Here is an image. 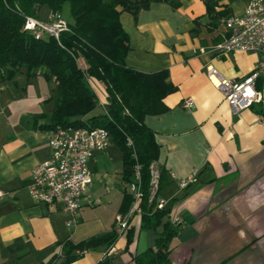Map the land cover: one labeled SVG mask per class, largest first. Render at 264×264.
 Listing matches in <instances>:
<instances>
[{
	"label": "crops",
	"instance_id": "1",
	"mask_svg": "<svg viewBox=\"0 0 264 264\" xmlns=\"http://www.w3.org/2000/svg\"><path fill=\"white\" fill-rule=\"evenodd\" d=\"M177 1L175 7L151 1L135 14L118 7L129 44L125 64L143 72L166 69L176 86L162 99L165 111L144 117L159 145L151 195L162 173L156 203L162 199L167 214L156 230L141 226L127 190L133 174L124 177L123 153L112 140L88 161L92 181L75 227L66 226L58 200L34 201L27 184L33 167L50 155L49 129L42 126L54 99L42 75L19 73L0 82V264H58L65 242L76 245L111 231L117 234L111 245L73 249L78 257L62 264H137L135 256L154 248L166 221L175 230L167 243L169 264H264L262 103L232 113L205 74L211 63L224 77L241 80L261 57L259 51L213 50L225 32L222 19L241 14L249 0H214L210 10L204 0ZM89 83L105 101L102 84ZM186 99L192 106L183 107ZM190 175L195 180L182 187L179 180ZM119 215L127 220L125 228Z\"/></svg>",
	"mask_w": 264,
	"mask_h": 264
},
{
	"label": "trees",
	"instance_id": "2",
	"mask_svg": "<svg viewBox=\"0 0 264 264\" xmlns=\"http://www.w3.org/2000/svg\"><path fill=\"white\" fill-rule=\"evenodd\" d=\"M151 1L178 5L177 0H0V82L24 73L27 78L40 74L51 83L54 105L44 128L69 124L107 128L111 140L122 150L124 177L128 180L135 165L139 166L143 193L139 201L141 226L156 230L167 210L156 207L162 173L157 191L151 195V163L159 156V145L144 117L165 111L167 106L162 99L176 86L167 79L166 69L143 72L125 64L129 44L118 9L135 14ZM204 1L210 10L214 0ZM64 3L69 4L73 21L58 39L51 35L36 37L23 29L26 16L40 18L43 5L51 12H60ZM91 79L102 84L105 104L99 103L90 86ZM174 233L171 224L164 222L154 248L136 255V263L169 264L167 243ZM116 235L111 231L88 237L76 245L65 242L62 247L65 256L59 263L75 260L78 253L71 254L73 249L80 252L99 243L109 246Z\"/></svg>",
	"mask_w": 264,
	"mask_h": 264
},
{
	"label": "built area",
	"instance_id": "3",
	"mask_svg": "<svg viewBox=\"0 0 264 264\" xmlns=\"http://www.w3.org/2000/svg\"><path fill=\"white\" fill-rule=\"evenodd\" d=\"M222 22L225 32L222 38L213 45L218 54L230 51H259L261 57L253 70L241 80L224 77L211 64L205 65V74L209 82L219 89L227 101L232 113L261 102L259 116L264 123V0H249L241 14L224 17ZM23 29L36 37L51 35L58 39L60 33L69 30V24L63 21L60 12H51L46 19L26 16ZM260 84V86H258ZM99 98V97H98ZM101 105L106 100H100ZM192 99L183 101V107L192 106ZM111 142V135L102 126L57 125L48 131L49 157L37 163L27 184L31 198L37 202L51 203L58 200L66 212L65 224L75 227L78 223L80 199L87 185L92 181V172L88 161L94 152L104 150ZM127 143H131L128 139ZM133 177L127 182V190L132 197L131 212H141L139 201L142 198L140 189L139 166L135 165ZM195 176L179 180L185 187L194 181ZM3 193L0 190V195ZM157 208H163V200L156 203ZM120 228L127 226L126 218L118 216Z\"/></svg>",
	"mask_w": 264,
	"mask_h": 264
},
{
	"label": "rangeland",
	"instance_id": "4",
	"mask_svg": "<svg viewBox=\"0 0 264 264\" xmlns=\"http://www.w3.org/2000/svg\"><path fill=\"white\" fill-rule=\"evenodd\" d=\"M51 10L48 8V6L43 5L39 12L40 18H46ZM61 17L63 18V21L66 23H72L73 18L71 15L70 7L68 3H64L60 9Z\"/></svg>",
	"mask_w": 264,
	"mask_h": 264
}]
</instances>
